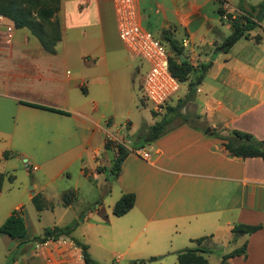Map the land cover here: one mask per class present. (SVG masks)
Segmentation results:
<instances>
[{
    "label": "crops",
    "instance_id": "obj_1",
    "mask_svg": "<svg viewBox=\"0 0 264 264\" xmlns=\"http://www.w3.org/2000/svg\"><path fill=\"white\" fill-rule=\"evenodd\" d=\"M223 1L237 15L242 14L240 5L246 9L250 6L247 0H239L244 2L241 4ZM138 2L142 25L150 30L144 25L146 9L142 0ZM153 2L164 14L159 35L165 29L177 39L178 31H184L187 39H182L183 46H191L195 54L203 53L197 59L192 57L193 65L212 62L194 95L210 134H205L201 126L181 125L141 149L150 153L149 160L132 152L123 162L120 176L114 178L110 170L117 150H107L106 142L124 143V131L118 126L121 117L127 130L133 134L138 131L139 122L133 118L134 111L142 112L138 107L137 75L148 68L138 67L137 58L121 42L113 0H61L57 14L61 40L53 52L46 50L27 27L15 25L11 44L0 39V175H4L0 227L14 211L22 209L26 241L42 236L47 229L39 232L30 223L24 202L13 194L15 174L20 171L18 159L27 168L42 172L44 183L35 177L27 188L40 214L56 211L48 187L72 165H78L80 180L100 190L101 202L84 218L90 233L83 232V239H77L101 264L104 261L97 248L109 252L113 264H164L168 256L175 255L178 260V253L194 240L213 238L222 232L232 235L237 224L264 221L263 160L231 157L222 141L211 135L214 130L224 135L240 130L264 139V47L255 44L264 43L263 22L262 31H252L249 39L223 52L222 45L217 44L228 37L225 29L231 34V23L219 13L218 0ZM209 4L217 6L219 23L208 22V39L197 43L202 25L197 26L195 18H206L204 8ZM224 88L229 89L224 101L213 99L215 91ZM183 96H177V101ZM225 105L231 112L221 121ZM156 122L149 118L147 124ZM5 152L10 153L9 159H5ZM68 192L76 197L65 205L63 197ZM80 193V187L63 192V208L73 209ZM124 194H135L136 202L118 217L113 210ZM36 196L45 204L43 210L34 204ZM93 231L97 232L95 237ZM62 240L66 244L52 245L43 253L31 247L34 243H27L21 249L23 256L13 264H49L48 258L50 264H83L81 249L69 237ZM19 243L0 233L2 258L7 260L19 250ZM230 263L264 264V229L248 238L247 256L235 257Z\"/></svg>",
    "mask_w": 264,
    "mask_h": 264
},
{
    "label": "trees",
    "instance_id": "obj_2",
    "mask_svg": "<svg viewBox=\"0 0 264 264\" xmlns=\"http://www.w3.org/2000/svg\"><path fill=\"white\" fill-rule=\"evenodd\" d=\"M218 2L221 5L219 13L223 16L226 12L224 9L226 2L223 0H218ZM52 3L56 7L52 9L47 8L50 11H46L44 8L40 7L39 0H0V14L9 18L17 27L29 28L34 35L38 37L40 43L46 48V50L53 52L55 45L61 40V30L59 20L53 28H50L51 26L49 24L50 19L60 11L61 0H51V4ZM240 10L242 11V14L230 22L231 34L222 44L221 49L223 52H228L240 40L249 39L250 33L260 27V24L264 21V1L258 5L250 6L247 9L243 7V5H240ZM43 13H47V15L44 16ZM164 39L169 43L172 52L178 56V60H174L172 55H170V69L174 77L178 79L181 84L185 83L191 74L195 76V80L189 85L188 98L185 101H180L176 107H168L167 113L154 125L144 126V128L139 131L137 139L131 143L130 149L125 144L115 143L111 140L106 142L107 150H111L113 147L117 150L116 159L110 170V173L113 174L114 178L120 176L122 172V164L132 152L139 151L147 145H151L156 140L174 131L181 125L190 124L189 114L183 112L185 103L193 98L198 87L202 84L212 66V62H210L201 65L200 69L197 70V68L189 64L187 61L181 63L180 57L183 55V47L179 45L177 40L169 35H165ZM153 114L156 113L153 112ZM177 121L180 122L176 123ZM211 135L222 141L229 156L244 160L249 158H261L264 162V139L260 140L253 134L240 130H232L227 135L214 130ZM4 157L5 159H9L10 153L5 152ZM3 179L4 175L1 174L0 190L2 188ZM75 197L76 195L74 192L66 193L63 197L65 205L71 204ZM33 201L38 210H43L45 208V204L41 201L40 197H34ZM135 202V194H124L113 210L114 215L119 217L126 214L134 206ZM76 226L77 224L65 227L56 226L53 228H47L42 236L35 237L31 241H26L27 227L21 209L12 213V215L0 227V233L8 235L14 240L20 241L18 247L20 251L24 245L30 242L34 244L44 243L48 240L56 241L62 237H69L74 244L81 249L84 260L83 264H100L92 258L89 253V247L86 244L72 237V232L75 230ZM263 229L264 222L256 225L240 223L234 226L231 233L233 240L236 241L241 237L251 236ZM207 240L208 238L205 237L194 240L193 242L196 244V247L187 248L179 252V264H212L207 258V254L212 252V250L205 244ZM247 246L248 240L245 241L241 247L224 254L221 262L218 264H231L230 260L235 257H246ZM139 262L144 263L147 261L140 260Z\"/></svg>",
    "mask_w": 264,
    "mask_h": 264
},
{
    "label": "rangeland",
    "instance_id": "obj_3",
    "mask_svg": "<svg viewBox=\"0 0 264 264\" xmlns=\"http://www.w3.org/2000/svg\"><path fill=\"white\" fill-rule=\"evenodd\" d=\"M236 1L238 4L244 3V2H240L239 0H236ZM263 1L264 0H247V3H250V6L251 5L254 6V5L260 4ZM39 4L41 5L40 7L44 8L46 11H50L47 8L52 9V8L56 7L55 5H53V3L51 4V0H39ZM24 6H29V5H24ZM142 7L144 9H146V13H147L144 25L146 27H148L155 34L156 38H158L160 40L162 39V41L164 43H165V41L163 40L164 35H169L175 40L178 39L179 41L177 40V42H179V45L182 46L184 49L183 55L186 58V61L189 64H191L192 66H194L193 64L195 61L192 60V57L194 56L197 59V55L200 52H196L197 54H195L190 50L191 46H188L187 48L183 46L182 39H187L185 34H184V31H181V30L178 31V33L176 34L177 39H176V37H174L173 34L170 33V31H167L165 29L162 30L161 35H159L161 26L164 23L163 12L157 8L158 6L156 4H154L153 0H142ZM204 13H205L206 18H203V17H196L195 18V20H196L195 24L197 26L202 25V28L198 32V36L196 38L197 43H200L202 38L208 39L207 34H206L208 22L211 24H218L219 23V17L220 16L218 13L217 6H214L213 4H209L208 6H206L204 8ZM43 15L46 16L47 13H43ZM224 15H227V17H228V19L225 21L231 22L233 20V16L237 15V14H235L234 12L232 13V11L230 9V10L226 11ZM148 16H149V19H148ZM238 17H239V15H237L236 18H238ZM57 21H58V15H55L54 17H52L50 19V24H49L51 26L50 28H53V26L56 24ZM263 24H264V21H263ZM260 28L261 27L257 28V30H255V32L263 30ZM224 32L227 34V36L230 35V31H227L225 29ZM255 40H256V38H255ZM165 44H166V47L168 48V51L172 55L173 59L178 60V56L172 52L169 44H167V43H165ZM255 44L260 45L261 46L260 48L264 47V43L258 44L257 42H255ZM221 45H222V43L220 44V42L217 44L218 47H220ZM260 50L261 49H258V51H260ZM202 51H205V49ZM201 54H203V53L201 52L200 55ZM201 65L202 64H198L197 66H194V67L197 68V70H199ZM137 66L141 67V68L144 67L145 69L148 68L147 63L142 61L141 59H138V58H137ZM144 73L145 72L137 75V90H138V93L140 96V99L138 101V107L140 108V111H142V112L137 113V111H134L135 114L133 115V118L136 119L135 122H139L138 123V125H139L138 131L135 132L134 134L131 133L129 130H127V127H126V124H125V121L123 120V118L121 117L118 120L119 121L118 122L119 123V125H118L119 129L124 131V136H123L124 143H121V144H125L126 146H130L131 143L137 139V136L139 135V131H141V129H143L144 126L148 125L147 121L149 120V118H153L156 121H160L168 111V108H167L165 110V112L162 114H160V113L159 114H157V113L153 114V105L145 97V95L141 89L142 79H143ZM194 80H195V76L193 74H191L188 77L187 81L182 84L181 91L179 92V96H183V93L185 92L184 96L181 99H179V101H177V99H176L174 102H172L170 104L169 107H176L180 101H185L187 99L189 85H190V83L194 82ZM228 91H229V89H226V88L221 89V90L218 89L217 91H215L213 99L215 98V99L223 100L224 99L223 96L226 95L228 93ZM200 104L202 105V103H200ZM184 111L188 112V114L190 116V123L192 125L201 126L202 128L207 130L208 123L205 122L203 120L202 115L199 114V108H198V104L196 101V96H194L191 100H189L185 103L183 112ZM228 111H230V110L225 105L224 111L221 114V117H222L220 119L221 121H222L223 117H225V114L229 113ZM179 122L180 121H177L176 123H179ZM111 141H113V140H111ZM115 143H118V142L115 141ZM93 145L94 146L96 145V140L92 143V146ZM16 164L18 165L20 171L15 174V176H16V181L14 183L15 192L13 194H15V195L18 194L16 196V198H18L19 200H22L24 202L25 210H26L25 215L30 220V223L33 224L38 229L39 232H41L43 228H52L54 226H62L63 227V226L77 224L75 230L72 232L73 237H75L76 239H77V237H79L78 239L82 240L83 239V236H82L83 232L84 233H90V230L86 229V227L84 225L85 224L84 218H85V216L89 215L90 212H94L96 210L97 204H99L101 202L102 196H101L100 190L95 186V184L89 183L88 181L83 182L82 180H80V178L78 176V165L77 164L72 165L70 168V171L68 173H66L63 177L56 179V181L53 182L50 187H48L49 188L48 193L50 195H53L52 199H53V203L55 204L56 211H54V213H52V211H48V212L41 213V214L37 212V210L35 209V206L33 205L32 201L30 200L29 191H27V188L33 184V180L35 177H37V181H41L42 183H44L42 172L33 171L31 168L32 166L30 167L31 169L27 168L26 163L21 159H18ZM30 164L31 163H29V166H30ZM69 174L71 175V178H69ZM46 181L47 180L45 179V182ZM75 187H80L81 193L79 194V199L74 204L73 209L66 210L62 206L61 194L67 190H73V189H75ZM59 195H60V197H59ZM60 219L63 221L62 223L59 222ZM96 229L98 230V228H96ZM96 233H97L96 231H93L92 236L95 237ZM249 237L250 236H244V237H241L238 240L234 241L233 236L231 234L226 233V232H222L220 235H216L213 238L209 237V239L205 242V244L212 250V252L210 254H207L209 261L211 263H214V264L220 263L224 254H226L227 252L229 253V252L233 251L234 249L241 247L245 243V241L248 240ZM25 247L26 246L24 245L23 248H25ZM31 247L35 248V244H32ZM188 247L194 248V247H196V244L195 243L188 244ZM2 248H3V246L0 244V264H13L16 259L22 257L24 254L23 252H21L19 250H15L12 254H10L7 257V260H5L4 258H2V255H1ZM96 253L101 257V259H103L102 261H104V262H102V264H113V262H111V255L105 249L97 248ZM19 264H22V263H19ZM164 264H178L177 256H175V255L168 256L164 260Z\"/></svg>",
    "mask_w": 264,
    "mask_h": 264
},
{
    "label": "built area",
    "instance_id": "obj_4",
    "mask_svg": "<svg viewBox=\"0 0 264 264\" xmlns=\"http://www.w3.org/2000/svg\"><path fill=\"white\" fill-rule=\"evenodd\" d=\"M113 4L121 42L132 56L141 59L148 65V70L143 75L141 89L145 97L152 103L153 112L162 114L179 96L182 85L170 69L171 54L166 44L142 25L138 0H113ZM224 9L228 11L231 8L225 4ZM222 17L224 20L228 19L227 15ZM15 28V24L9 18L0 14V39L6 44L13 42ZM136 153L145 160H149L151 157L150 153L143 150L136 151ZM33 170L35 171L37 168H33ZM62 238L56 241L48 240L44 243H35V250L37 253H43L52 245L58 247L66 244ZM75 247L77 246L75 245ZM51 261L48 258L49 264Z\"/></svg>",
    "mask_w": 264,
    "mask_h": 264
},
{
    "label": "water",
    "instance_id": "obj_5",
    "mask_svg": "<svg viewBox=\"0 0 264 264\" xmlns=\"http://www.w3.org/2000/svg\"><path fill=\"white\" fill-rule=\"evenodd\" d=\"M184 61H186V58L184 57V55H181V57H180V62L181 63H183ZM210 129H207L206 131H205V134H210ZM160 258V257H159ZM129 262H126V261H122V262H120V264H128Z\"/></svg>",
    "mask_w": 264,
    "mask_h": 264
}]
</instances>
